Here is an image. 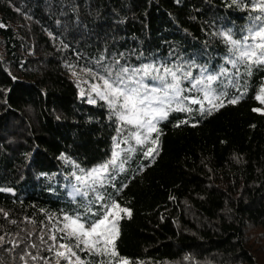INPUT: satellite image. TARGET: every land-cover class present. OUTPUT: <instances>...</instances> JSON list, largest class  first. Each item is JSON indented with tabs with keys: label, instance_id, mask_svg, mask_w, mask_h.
<instances>
[{
	"label": "trees",
	"instance_id": "trees-1",
	"mask_svg": "<svg viewBox=\"0 0 264 264\" xmlns=\"http://www.w3.org/2000/svg\"><path fill=\"white\" fill-rule=\"evenodd\" d=\"M262 4L0 0V264H264V63L238 61L228 40L251 47ZM145 65L217 72L222 106H201L200 76L137 143L113 112L94 116L68 71L127 83ZM113 204L131 213L118 212L116 256L69 235L66 217L88 226Z\"/></svg>",
	"mask_w": 264,
	"mask_h": 264
},
{
	"label": "snow or ice",
	"instance_id": "snow-or-ice-1",
	"mask_svg": "<svg viewBox=\"0 0 264 264\" xmlns=\"http://www.w3.org/2000/svg\"><path fill=\"white\" fill-rule=\"evenodd\" d=\"M261 10L264 11V4L261 5ZM259 19V18H257ZM259 38L262 42L256 45V49L260 50V55H257L256 50H241L239 48V41L231 40L229 37V42L236 48L237 51H239V56L237 57V60L240 62H254V63H264V29H261L260 31H257L255 33V36L253 37ZM255 58V59H254ZM237 60H233L232 63L235 65ZM151 68L150 65L144 66V73L145 75L150 74L149 69ZM125 73L128 71V69L123 70ZM139 71V70H137ZM166 72H168L170 75L173 76V83L167 84L164 86V97H158L153 96L151 93H158L161 91L160 88H152L151 93L145 92L143 94V98H141L142 93L140 91V88L138 87H129L128 84L124 81L123 78H119L116 81L110 82L108 79H103V86L104 91H100L98 86L93 87V91L97 93V95L100 96L101 99H105L108 101L109 107L115 110L117 108L118 103L120 102L121 98L123 100V103L120 104V107L127 111L128 115H125V113L119 112L117 113L119 115V119L122 121H126L130 124H137L139 127H145L149 129V131H156V128L152 122V120L143 121L140 116V113H144L147 115L148 113L145 111V108L148 105H151L152 103H158L160 105H163L165 103V99L168 97L167 89H174L175 94L179 95V85L178 80L174 73L171 72L169 69H165ZM158 79H163V77H158ZM217 79L216 76H208L207 80L209 84H211L212 81H215ZM128 80L131 81L132 77H128ZM135 83V82H134ZM202 83V82H198ZM261 92L264 93V89H261ZM257 99H261L262 102H264V97L258 96ZM90 103H94V101L90 100ZM195 103V101H193ZM231 103H236V100H231ZM214 107L222 106V104L213 105ZM255 110V109H254ZM153 112H155L156 115H158L161 119L164 118L167 115L166 111H163L162 109H152ZM137 143H143V141L140 139L139 136H135ZM146 138V137H145ZM151 150L149 153H146V155H150ZM118 154H113V160L110 161V164L116 163V156ZM108 165H101L96 169H93L91 172L88 173V177H99L101 173L107 172ZM80 177H77V180H80ZM113 209H118L120 212L126 213L128 216L131 215L130 211L128 209H120L119 205L113 204ZM117 213L116 212H110L105 211L103 218H97L95 222H88V226L85 227L84 223L79 222V218L72 220L71 225H66V227H70L71 231L69 232V235L77 237L78 241L83 243L86 248H89L91 250L96 251L97 253L107 254L109 251V248L111 249V255L116 256L117 253L115 251V239L119 235L118 228H117ZM65 219H69L66 217ZM86 219V218H85ZM103 244V248L100 247V245ZM61 247H64V245H61ZM58 255L63 256L64 253H58ZM79 264V262H78ZM122 264H128L126 260L122 262Z\"/></svg>",
	"mask_w": 264,
	"mask_h": 264
},
{
	"label": "rangeland",
	"instance_id": "rangeland-1",
	"mask_svg": "<svg viewBox=\"0 0 264 264\" xmlns=\"http://www.w3.org/2000/svg\"><path fill=\"white\" fill-rule=\"evenodd\" d=\"M248 43H250V48H246L245 46H239V48L241 50H257L256 49V45L261 43L262 41L256 40V39H252V41H247ZM238 53V55H237ZM235 54L237 56H239V51H237L235 49ZM154 67L151 66V68L149 69V73L148 75H145L144 73V67L138 71L135 75L132 77L131 81H127V84L129 87H138L140 88V91L142 93L141 98H143V94L145 92L151 93V89L152 88H160L161 91L158 93H151L153 96H158L163 98L164 97V86L167 84H172L173 81V76L170 75L168 72L165 71V69L161 68L159 69V67L157 65H153ZM206 69V68H205ZM220 71V73H222L223 68L218 69ZM68 71L70 73V76L77 82L79 89H80V94L86 99V101L91 104L93 106V114L94 116H96L98 119H102L104 117V113L105 111L109 110L111 112H113L117 118V120L119 122H124L126 124H130L127 123L126 121H122L121 119H119V115L117 113L119 112H124L125 115H128L127 111L122 109L120 107V104L123 103V100L121 98L120 102L117 105V108L115 110H113L112 108L109 107L108 101L105 99H101L99 95H97V93L95 91H93V87L94 86H98L100 91H104V86H103V81L98 79L97 77L93 76L90 73L84 72V71H79L75 68H68ZM171 72L175 74L177 80H178V85H179V95L177 96L175 94V90L174 89H167L168 92V97L167 99H165V103L163 105H160L158 103H152L151 105H148L145 108V111L148 113L147 115H145L143 112L140 113V116L142 118V122L143 121H148V120H152L155 128L158 126V124L160 122H162L163 120H165L169 114L170 109L172 108H176L177 105L181 104V100H180V96L182 94V90L183 88H188V90H194L197 91L198 90V82H199V77L201 76V79L203 80V82L206 80V83H209L207 80L208 76H214L215 74H217V72H211V71H201V73L197 76L195 75V73L192 72V70H182L181 72L177 71L176 69H171ZM221 75V74H220ZM239 76V73H238ZM158 77H163V79H158ZM187 81L189 86H185L183 85V82ZM135 82V83H134ZM224 82H226V80H222V81H215L212 82L211 84H209V92H208V88L207 85L204 89V93L206 94L205 98L201 99V106L203 107H209L212 104H216V101L218 100L220 94H221V89L222 86L224 84ZM184 96V94H183ZM188 98L195 100V96L190 95L188 96ZM92 100L94 101V103H90L89 101ZM231 100H238L236 99L234 96L233 98H231ZM152 109H162L163 111L167 112V115L164 118H160L158 115L155 114V112L152 111ZM132 126L135 127V129L132 130L133 133V137L135 138V136H139L141 138L142 135H148L150 134L152 131H149V129L147 128V126L145 127H139L137 124H130ZM136 140V138H135ZM108 163H103V164H99L96 166L91 167L89 170L85 171V173L83 174H76L74 176V180L76 181V189L72 190V192H80V190L84 187L85 185H92L95 182H98L101 178H102V174L105 173H101V175L99 177H88V173L91 172L93 169L98 168L101 165H105ZM77 177H80V180H77ZM110 212H116L117 213V220L120 219L119 215V210L118 209H113L112 206L109 208ZM72 220H75L73 218L68 219L67 221V225H71ZM80 222V221H79ZM81 223V222H80ZM87 227V226H85ZM70 228V227H69ZM71 229V228H70ZM119 264H122L119 263Z\"/></svg>",
	"mask_w": 264,
	"mask_h": 264
}]
</instances>
